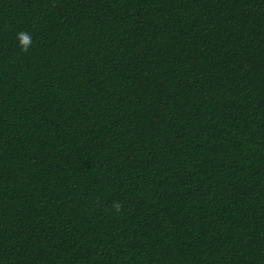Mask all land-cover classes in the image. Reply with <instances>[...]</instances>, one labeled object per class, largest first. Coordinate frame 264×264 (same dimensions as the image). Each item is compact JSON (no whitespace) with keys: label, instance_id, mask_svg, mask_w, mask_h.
Masks as SVG:
<instances>
[{"label":"trees","instance_id":"1","mask_svg":"<svg viewBox=\"0 0 264 264\" xmlns=\"http://www.w3.org/2000/svg\"><path fill=\"white\" fill-rule=\"evenodd\" d=\"M0 264H264V0H0Z\"/></svg>","mask_w":264,"mask_h":264},{"label":"clouds","instance_id":"2","mask_svg":"<svg viewBox=\"0 0 264 264\" xmlns=\"http://www.w3.org/2000/svg\"><path fill=\"white\" fill-rule=\"evenodd\" d=\"M17 39L21 48V51L27 52L32 45V36L27 31H20L17 33ZM113 207L116 211H119L122 205L119 202H114Z\"/></svg>","mask_w":264,"mask_h":264}]
</instances>
